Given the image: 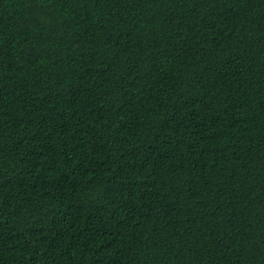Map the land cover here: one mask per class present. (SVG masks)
<instances>
[{
	"label": "trees",
	"instance_id": "obj_1",
	"mask_svg": "<svg viewBox=\"0 0 264 264\" xmlns=\"http://www.w3.org/2000/svg\"><path fill=\"white\" fill-rule=\"evenodd\" d=\"M0 264H264V0H0Z\"/></svg>",
	"mask_w": 264,
	"mask_h": 264
}]
</instances>
